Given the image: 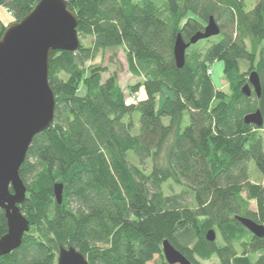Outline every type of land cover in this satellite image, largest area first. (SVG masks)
<instances>
[{
	"label": "trees",
	"instance_id": "obj_1",
	"mask_svg": "<svg viewBox=\"0 0 264 264\" xmlns=\"http://www.w3.org/2000/svg\"><path fill=\"white\" fill-rule=\"evenodd\" d=\"M38 2L0 0V8L17 23ZM65 2L78 35L92 40L51 53L53 123L33 138L19 169L27 190L19 209L29 230L0 264H57L60 247L74 248L88 264H150L155 257L166 264L164 240L191 264L212 257L220 264H264V238L235 220L264 227V0ZM210 17L219 35L190 46L178 69L177 35L187 43ZM7 27L0 20V38ZM121 49L129 73L142 79L128 87V99L120 69L104 79L107 68L94 64L105 52L116 64ZM215 62L223 64L228 94L211 81ZM251 72L258 75L259 98L241 92ZM71 76L81 81L82 95L66 87ZM140 88L145 98L138 101ZM256 110L260 128L243 121ZM249 164L260 182L249 180ZM55 184L63 187L60 204ZM166 186L179 192L167 194ZM209 230L213 242L206 240ZM6 232L0 210V238Z\"/></svg>",
	"mask_w": 264,
	"mask_h": 264
},
{
	"label": "water",
	"instance_id": "obj_2",
	"mask_svg": "<svg viewBox=\"0 0 264 264\" xmlns=\"http://www.w3.org/2000/svg\"><path fill=\"white\" fill-rule=\"evenodd\" d=\"M77 24L65 0H39L26 17L10 24L0 38V210L7 226V232L0 238V257L18 249L29 230V222L19 209L27 193L19 169L33 138L53 123L55 97L48 81L50 56L53 52L78 49ZM219 33L218 25L210 17L204 30L187 43L178 34L173 47L176 67L184 66L185 51L190 46ZM251 90L259 98L261 89L256 72L249 74L241 92L250 97ZM243 121L258 128L263 125L259 110L246 115ZM62 190L61 184L53 187L58 204ZM235 220L254 237L264 238L263 226L244 217ZM206 240H215L214 231L207 232ZM161 253L166 264H191L167 240L162 242ZM57 264L88 262L74 248L60 247Z\"/></svg>",
	"mask_w": 264,
	"mask_h": 264
},
{
	"label": "rangeland",
	"instance_id": "obj_3",
	"mask_svg": "<svg viewBox=\"0 0 264 264\" xmlns=\"http://www.w3.org/2000/svg\"><path fill=\"white\" fill-rule=\"evenodd\" d=\"M251 7V5L249 6ZM9 14L3 10V8H0V20L2 22V24L7 27L8 25H10L14 20L12 19V17ZM79 40H81V43L85 46H89L91 44V40L90 38H84L82 36H79ZM204 45L201 44L198 47L202 48ZM111 57V53L109 52H105L103 55H99L95 61L94 64L96 65H101L102 67L107 68L108 72L105 73L103 75V78H107L113 71H116L117 69H120L118 78H119V84L121 86V88L124 90V94L127 97V99L129 98V92H128V87L135 85L138 82H142V79H138L133 77L129 71H128V66H127V61H126V56H125V52L123 49L118 51V55L117 57L114 59L116 64H113L110 60ZM222 68H223V64L221 62H215L211 67V81L213 83V85L215 86V88L225 92L226 94H228V84L226 83V81L223 78L222 75ZM241 68V72H246L248 69V64L247 63H242V65L240 66ZM249 76V75H248ZM248 76H247V82H248ZM66 87L68 88L69 91H71L72 93L76 94V95H82L84 92V88L81 84V81L79 79H75L74 77H66ZM136 99L138 101L143 100L145 98L143 89L140 88V90L135 94ZM164 99V95L161 94L158 96L157 98V102H156V106L158 107L160 105V103L162 102V100ZM247 172L250 176V181L253 183H258L262 180V177L260 176V174H258V172L256 171V169L254 168V166L252 164H249L247 166ZM164 191L167 194L170 193H177L179 192V189L176 188L175 186H171L168 187L166 186L164 188ZM249 210L251 212H255L256 211V206L254 202H250V207ZM216 243L218 245H220L221 247L224 246L223 241L219 238H216ZM232 251L235 252L237 255L241 254V250L239 249V246L237 244H234L232 247ZM158 257L154 258V261L151 262L150 264H156V261ZM164 260V258H163ZM155 262V263H154ZM165 262V261H164ZM199 264H220L219 261L215 258L212 257L209 261H199Z\"/></svg>",
	"mask_w": 264,
	"mask_h": 264
},
{
	"label": "built area",
	"instance_id": "obj_4",
	"mask_svg": "<svg viewBox=\"0 0 264 264\" xmlns=\"http://www.w3.org/2000/svg\"><path fill=\"white\" fill-rule=\"evenodd\" d=\"M9 15H10V14H9ZM9 15H8V16H9Z\"/></svg>",
	"mask_w": 264,
	"mask_h": 264
},
{
	"label": "crops",
	"instance_id": "obj_5",
	"mask_svg": "<svg viewBox=\"0 0 264 264\" xmlns=\"http://www.w3.org/2000/svg\"><path fill=\"white\" fill-rule=\"evenodd\" d=\"M4 10V9H3Z\"/></svg>",
	"mask_w": 264,
	"mask_h": 264
}]
</instances>
